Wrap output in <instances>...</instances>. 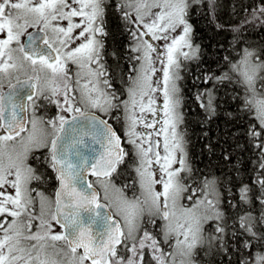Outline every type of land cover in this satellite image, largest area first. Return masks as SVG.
Segmentation results:
<instances>
[{"label":"snow or ice","instance_id":"snow-or-ice-1","mask_svg":"<svg viewBox=\"0 0 264 264\" xmlns=\"http://www.w3.org/2000/svg\"><path fill=\"white\" fill-rule=\"evenodd\" d=\"M200 2L0 0V264H264V45L204 81L242 90L258 157L225 202L179 131ZM110 10L134 53L123 91L104 61ZM244 10L235 39L264 31V0ZM196 98L215 114L213 90Z\"/></svg>","mask_w":264,"mask_h":264},{"label":"trees","instance_id":"trees-1","mask_svg":"<svg viewBox=\"0 0 264 264\" xmlns=\"http://www.w3.org/2000/svg\"><path fill=\"white\" fill-rule=\"evenodd\" d=\"M256 0H217L215 11L209 10L207 0L190 9L188 22L192 26L191 39L199 45L197 59L184 62L180 81L184 97L181 111L183 122L180 131L187 141L191 166L199 178H218L225 202L233 199L243 183H250L255 176L258 157L246 135L249 117L242 109V100L236 98L242 90L227 82L204 83L213 74L227 70L225 57L238 60L244 47L258 48L264 45V31L245 26L239 39L234 29L246 16L245 8ZM107 53L114 84L122 91L129 70L131 56L127 49V32L115 11L107 16ZM213 90L216 112L209 115L200 106L197 93ZM117 128L121 130L120 124ZM229 189L233 195H229ZM238 198V197H237ZM235 202V200H233ZM230 213L232 209L228 210ZM238 257L233 254V264ZM207 264H227L222 255L205 256Z\"/></svg>","mask_w":264,"mask_h":264},{"label":"flooded vegetation","instance_id":"flooded-vegetation-1","mask_svg":"<svg viewBox=\"0 0 264 264\" xmlns=\"http://www.w3.org/2000/svg\"><path fill=\"white\" fill-rule=\"evenodd\" d=\"M115 14H117L116 12H115ZM107 16H108V14H107ZM118 18H119V16H118ZM120 20V19H119ZM106 21H107V17H106ZM120 22H121V24L123 25V23H122V21L120 20ZM124 27V26H123ZM106 31H107V33H108V30H107V27H106ZM108 36V35H107ZM127 49H128V45H129V43H130V40H129V36H128V34H127ZM106 40H107V37L105 38V56H104V61L106 62V66L109 68V62H110V60H109V54L107 53V43H106ZM158 43V42H157ZM131 53V52H130ZM131 55H134V53H131ZM129 67H130V65H129ZM109 70H110V68H109ZM110 73H111V71H110ZM128 73H129V70L127 71V73H126V78H127V76H128ZM111 78H112V81H113V85H114V87L116 88V89H118V87H117V85H115L114 84V78H113V76H112V73H111ZM124 88V87H123ZM123 88H122V91H123ZM120 90V89H119ZM55 111H56V109H55V106H49V108H48V112H47V114L48 115H53V114H55ZM117 125H119V123H115V126L117 127Z\"/></svg>","mask_w":264,"mask_h":264},{"label":"rangeland","instance_id":"rangeland-1","mask_svg":"<svg viewBox=\"0 0 264 264\" xmlns=\"http://www.w3.org/2000/svg\"><path fill=\"white\" fill-rule=\"evenodd\" d=\"M190 36H191V33H190ZM158 43H160V42H158ZM185 51H188V49H184ZM188 61V60H187ZM184 62H186V61H183L182 60V64H184ZM157 75H159V73H157ZM182 112V111H181ZM121 126V125H120ZM122 130V129H121ZM179 131H180V127H179ZM181 132V131H180ZM161 141H162V137H161Z\"/></svg>","mask_w":264,"mask_h":264}]
</instances>
